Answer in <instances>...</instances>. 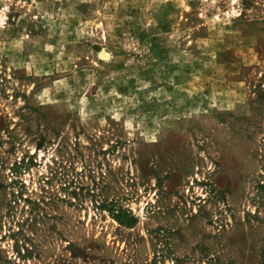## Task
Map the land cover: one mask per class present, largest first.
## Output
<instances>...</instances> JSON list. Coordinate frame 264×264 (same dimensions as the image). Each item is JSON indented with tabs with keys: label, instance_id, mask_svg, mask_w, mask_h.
I'll return each mask as SVG.
<instances>
[{
	"label": "rangeland",
	"instance_id": "obj_1",
	"mask_svg": "<svg viewBox=\"0 0 264 264\" xmlns=\"http://www.w3.org/2000/svg\"><path fill=\"white\" fill-rule=\"evenodd\" d=\"M0 264H264V0H0Z\"/></svg>",
	"mask_w": 264,
	"mask_h": 264
}]
</instances>
